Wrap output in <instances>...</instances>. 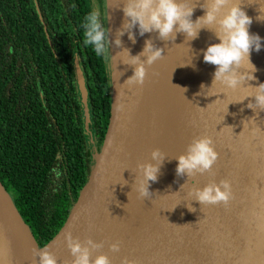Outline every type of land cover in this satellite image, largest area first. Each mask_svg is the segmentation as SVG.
<instances>
[{
    "label": "water",
    "instance_id": "obj_1",
    "mask_svg": "<svg viewBox=\"0 0 264 264\" xmlns=\"http://www.w3.org/2000/svg\"><path fill=\"white\" fill-rule=\"evenodd\" d=\"M239 2L252 17L250 33L261 37V50H253L250 55L256 68L253 73L256 79L246 81L244 85L256 87L264 83V0ZM191 3L199 4L203 0H191ZM34 4L46 32L36 0ZM122 6L121 0H105L106 28L110 30V114L98 151L95 150L83 70L78 54L73 56L84 131L90 148L95 150L87 182L61 229L43 246L37 245L0 182V264H22L19 233L14 232L15 241L13 237V228L18 225L28 229L36 249L53 247L50 252L61 264L68 248L65 234L70 232L73 236L85 220H89L88 237L105 241L104 248L94 251L92 258L107 254L112 264H121L125 257L137 264H264V111L257 115L247 107L254 97L235 103L255 90L239 88L228 90L225 95L222 85L211 88L216 68L203 61L202 50L220 41L208 30H201L199 37L191 41L178 33L182 50L174 56L170 100L164 92L162 60L148 68L143 87L124 85V81L133 74V67L123 63L128 57L114 44L117 29L124 20ZM202 15L204 10L198 5L193 21ZM133 31L136 33L135 44L129 41L127 33L121 37L123 47L130 49L131 55L141 52L144 41L149 38L161 47L159 39H156L157 33L140 36L138 27ZM191 60L195 68L182 66ZM250 70L251 65L245 61L240 72ZM202 84L205 88L201 89ZM172 103L177 106L176 127L167 129ZM118 104L124 105L123 110L117 111ZM254 116L255 122H247L244 129L242 122ZM257 126L261 131L253 135ZM204 135L213 139L219 153V159L213 166L214 175L206 173L190 181L187 176L177 177L178 161L174 158L185 152L194 137ZM156 148L171 160L165 159L158 181L150 182L149 190L153 196L142 199L135 188L132 191L137 165L150 161V153ZM221 179L231 181L235 194L228 208L222 205L201 206L188 196L191 188H202ZM124 180L128 183L124 184ZM139 201L141 207L138 211L136 205ZM190 203L195 212L188 210L187 204ZM199 219L201 222L197 223ZM115 242H120V251L113 253L109 245Z\"/></svg>",
    "mask_w": 264,
    "mask_h": 264
},
{
    "label": "trees",
    "instance_id": "obj_2",
    "mask_svg": "<svg viewBox=\"0 0 264 264\" xmlns=\"http://www.w3.org/2000/svg\"><path fill=\"white\" fill-rule=\"evenodd\" d=\"M0 0V182L38 246L61 229L87 182L110 114V69L82 40L91 0ZM100 9V6H99ZM101 23L105 22L102 8ZM89 98L90 148L73 71Z\"/></svg>",
    "mask_w": 264,
    "mask_h": 264
},
{
    "label": "clouds",
    "instance_id": "obj_3",
    "mask_svg": "<svg viewBox=\"0 0 264 264\" xmlns=\"http://www.w3.org/2000/svg\"><path fill=\"white\" fill-rule=\"evenodd\" d=\"M121 2L124 20L121 27L117 29L114 44L117 48H122L120 52L128 57L123 63L133 67V74L124 81V85L129 88L132 86L143 87L148 68L164 58L165 50L162 47H157L149 38L144 41L141 52L131 55L130 49L123 47L122 44L121 37L125 33H127L129 41L135 44L136 33L133 29L137 27L140 36H144L146 33H157L156 39L165 42L175 41L178 33L183 34L185 40H195L199 37L201 30H208L220 41L210 44L206 50H202L203 61L206 64L214 65L216 68L211 88L217 84L222 85L225 95L228 90L252 88L255 90L253 94L247 95L235 103L243 102L248 97H254V101L249 102L247 107L256 112L257 115L259 111H264V83H260L256 87L252 85L244 87L246 81L256 79L253 75L256 68L250 60V55L253 50L259 52L262 45L261 37L258 34L250 33L252 17L247 15L239 0H203V3L199 4H192L191 0H121ZM198 5L204 10V15L193 21L192 16ZM259 11L261 12V9ZM81 28L83 44L91 48L97 58L107 59L109 56L110 30L101 23L99 13L89 11L83 17ZM142 57L144 59H141ZM245 61L251 65V70L241 73L240 69H243ZM182 66L195 68L192 60ZM202 88H205L203 84L201 85ZM185 91L186 89H184ZM120 95L119 92L118 96ZM123 108L124 105L118 104L117 111H121ZM255 119L254 116L244 120L242 122L244 129L247 122H255ZM227 127L232 129L231 126ZM260 131L261 129L257 126L253 129V135ZM150 157V161L137 165L138 172L132 184V191L135 188L138 196L142 199L153 196L149 190L150 182L158 181L161 167L167 158L166 154L159 148L153 149ZM174 159L178 161L175 169L177 177L187 176L188 181H190L198 175L202 176L206 173L214 175L213 166L219 159V153L215 150L213 139L204 135L194 137L187 145L185 152ZM124 181V184L128 183L126 180ZM185 184L181 185V188ZM188 196L193 197L192 201H197L201 206L222 205L225 208H228L235 199L232 183L228 179H221L218 183L212 181L202 188L193 187L189 190ZM117 204L119 206V202ZM187 207L190 212L196 211L191 203L187 204ZM200 222L201 219L197 223ZM65 241L73 259L64 261L62 264H112L107 254H99L95 259L92 258L94 251L104 248V240L96 241L89 236L82 242L79 238H74L69 232L65 234ZM109 249L113 253L119 252L120 242L111 243ZM33 256L38 257V264H58L57 257L47 250V246L43 249H34ZM121 264H137V262L125 257Z\"/></svg>",
    "mask_w": 264,
    "mask_h": 264
},
{
    "label": "bare ground",
    "instance_id": "obj_4",
    "mask_svg": "<svg viewBox=\"0 0 264 264\" xmlns=\"http://www.w3.org/2000/svg\"><path fill=\"white\" fill-rule=\"evenodd\" d=\"M159 44L162 48H164V58L162 59V65H163V71L165 73V78H164V83H165V88L164 92L168 96V100H170L172 97L169 94V92H173V83H174V72L173 68L175 66V60L174 56L178 51L182 50V44L178 40V34L176 36L175 41H161L159 40ZM179 105L181 108V113L183 110V99L181 94L179 95ZM180 113V117H181ZM137 209L139 211L140 206V201L136 205ZM73 237L74 238H79L80 241H84L88 237V229H89V220L82 221ZM87 225H85V224ZM88 227V228H87ZM14 232L19 233V249H20V257L22 258V264H38V257L33 256V250L36 249L34 242L28 232V229L23 226V225H18L13 228V237H14ZM15 241V237H14ZM53 247H47L48 251H51ZM73 257L70 254V250L67 248V251L63 257L62 262L64 261H71ZM62 264V263H61Z\"/></svg>",
    "mask_w": 264,
    "mask_h": 264
},
{
    "label": "rangeland",
    "instance_id": "obj_5",
    "mask_svg": "<svg viewBox=\"0 0 264 264\" xmlns=\"http://www.w3.org/2000/svg\"><path fill=\"white\" fill-rule=\"evenodd\" d=\"M170 109V116L168 118V122H167V129L170 127H172V129H174L176 127V119H177V106L176 103H172L171 104V108ZM93 155H95V152L93 151Z\"/></svg>",
    "mask_w": 264,
    "mask_h": 264
},
{
    "label": "flooded vegetation",
    "instance_id": "obj_6",
    "mask_svg": "<svg viewBox=\"0 0 264 264\" xmlns=\"http://www.w3.org/2000/svg\"><path fill=\"white\" fill-rule=\"evenodd\" d=\"M92 4H93V10L98 12L100 15V19L102 18V8L104 10V18H105V22H104V27H106V17H105V0H91ZM100 6V9H99Z\"/></svg>",
    "mask_w": 264,
    "mask_h": 264
}]
</instances>
